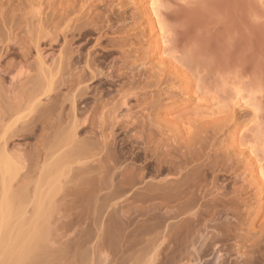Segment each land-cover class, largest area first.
<instances>
[{
    "label": "rangeland",
    "instance_id": "1",
    "mask_svg": "<svg viewBox=\"0 0 264 264\" xmlns=\"http://www.w3.org/2000/svg\"><path fill=\"white\" fill-rule=\"evenodd\" d=\"M154 1L164 32L162 51L158 50V36L149 20V0H0V30L7 31H0L4 46L0 53L5 54V47L10 44L5 43L9 37L4 35L16 41L8 54L2 53L5 58L0 61V66H5L6 61L14 64L0 67L8 69L0 95L7 93L5 97L16 104L13 112H0V133L18 124V117L36 106L39 94H30L28 86L20 84L21 80L24 82L22 76L17 77L19 70H29L33 77L45 68L49 81L60 88L57 96L40 102L66 98L62 105L65 119L69 118L65 114L70 108V95L78 87L86 92L76 96L75 107L78 118L87 119L89 124L77 132V138L90 140L94 155L79 161H86L90 169L64 157L45 166L44 152L38 157L35 152L42 144L39 131L29 139H8V153L18 149L28 155V172L21 174L17 167L0 176V201L6 195L25 198L27 218L33 210L32 204H27L30 200L42 203V198L49 195L46 191L63 184L64 190L54 201L62 205L60 214L53 212L51 226H57L51 227L49 257L69 241L83 236L86 228L96 231L93 224L79 221L83 214H79L80 218L78 215V221L73 220L72 226H62L68 217H77L66 209L74 196L96 192L97 201L105 200L117 215L128 216L132 232L138 228L159 232L152 236L147 231L151 241L144 237L143 243L131 245L133 255L139 252V244H144L141 248L149 250L141 258L146 259L156 249L157 264H169L173 259L176 264L187 260L198 264H244V257L252 255L250 247L264 224V184L255 175L258 166L264 168V0ZM34 42L38 43L44 67H37ZM26 46L31 47L27 59L30 65L18 67V60H22L19 49ZM12 74L17 77L14 84ZM63 78L76 83L70 86L73 84L64 81L66 85ZM5 97L0 96L2 102ZM122 98L127 106L122 105ZM112 115L121 125L114 130L113 138L108 137L107 147H103L102 133H108ZM200 129L203 133H199ZM62 133L63 144H67L66 129ZM108 163L109 172H101ZM90 170L101 174L92 175L93 180L86 176ZM128 176L140 178L133 184L119 182ZM151 184L162 186V190L146 198L144 194ZM20 203L19 206L24 202ZM18 205L14 201L15 207L11 206L8 212L3 209L7 215L0 216L2 246L5 242L13 246L11 239L19 230V219L14 216L21 218L22 214ZM107 206L96 214V224L103 222ZM146 216L153 217L152 223L146 222L150 220ZM58 219L59 224L55 223ZM152 220L159 222L158 226L154 222L155 230L150 228ZM182 227L190 229L188 234ZM175 231L180 237L175 236ZM10 234L12 237H7ZM93 241L94 235L88 243ZM104 247L95 248L96 263L102 258L101 248L109 251ZM109 255L111 264H119L117 255L110 251Z\"/></svg>",
    "mask_w": 264,
    "mask_h": 264
},
{
    "label": "bare ground",
    "instance_id": "2",
    "mask_svg": "<svg viewBox=\"0 0 264 264\" xmlns=\"http://www.w3.org/2000/svg\"><path fill=\"white\" fill-rule=\"evenodd\" d=\"M146 1V0H145ZM149 8L147 7V9H149L150 11V14L149 16H151L152 20L149 19L150 21H152V29H154V33L155 35H157L158 37H156V39L158 38V45H159V49L157 47V49L159 51H162V47L164 45V40H163V37L162 35V27H160V23H159V20L157 18V14L155 12V1L154 0H149ZM148 16V17H149ZM5 25V24H4ZM6 28V27H5ZM8 29V28H7ZM1 31V30H0ZM153 31V30H152ZM3 32V31H1ZM0 32V36L3 35V33H7V31H4L3 33ZM9 34V32H8ZM7 35V34H6ZM47 35V34H46ZM45 35V36H46ZM44 36V37H45ZM4 38L6 37H9V40L8 41H5V43H8L10 42V44H5L6 45V53L7 51L10 50V48L13 49L14 47V44L16 43V41H11V38H10V35L8 36H3ZM1 37L3 39V42H4V38ZM13 38V37H12ZM42 39V38H41ZM1 40V39H0ZM45 40V39H44ZM37 42V40H35ZM47 41V40H46ZM2 41H0V48L3 46V43H1ZM13 42V43H12ZM15 42V43H14ZM34 42L33 45L36 43ZM12 43V45H11ZM38 44V43H37ZM34 45L33 47L35 48L36 50V58H37V61H38V66L37 67H44V58L41 56V53H40V50L38 49V46ZM9 45H11L9 47ZM16 45V44H15ZM19 45V44H18ZM32 45V44H31ZM28 46V45H27ZM23 47V48H18L20 50V58H22V60L24 62H21L20 60H18V67H24L26 66L25 64H28L29 62H27V59H28V56L30 54V49L31 47ZM4 48V46H3ZM30 48V49H29ZM4 50V49H2ZM158 51V52H159ZM17 52V51H16ZM32 52V51H31ZM3 53V52H2ZM0 53V61L2 60L3 58V55L5 56V54L3 53ZM15 52H13V55H14ZM8 54V53H7ZM10 54V53H9ZM12 54V53H11ZM162 54V53H161ZM15 56V55H14ZM10 57V56H9ZM5 58V57H4ZM3 58V59H4ZM13 59V58H12ZM20 61V62H19ZM31 63V62H30ZM33 63V62H32ZM5 66H0V67H14V64H11V61H6V63L4 64ZM30 65V64H28ZM87 66V65H86ZM143 66V64H142ZM22 69V68H21ZM45 69V68H43ZM43 69L41 68L40 70V73L38 72L36 75H34L32 77V74L31 72H29V70H19L20 72H18L19 74H17L18 78L19 76H22V79H23V82L22 83V80L20 81V84L24 87H27L30 89L29 92L30 94H33L34 92L39 94L38 97H36V106L34 105L33 108L31 106V109H29L27 115H24V116H21V117H18L20 119V121H18V124L16 125H12V128H9L8 130H5V132L0 135V140H1V144H0V173L2 172V174H0V176L4 175V174H7L9 172H12V170H14V168H17L18 167V172H20L21 174H26L28 172V169H27V162H28V155L25 153V152H20L18 149L13 150L15 153H13V151L9 152L11 153V155L7 152L6 150V144H7V140L8 139H11V138H19V137H22L23 139H29V138H32L35 134L36 131H39L41 134V142L42 144L37 146L36 147V156L38 157L40 153H42L41 151L44 152V156L43 158L45 159V166H48L49 163H52V164H55L59 159L63 158L67 160L68 158V161H71L72 164H80L81 166V163L83 166L87 167L90 169V167L88 166V163H85V162H79L80 159L83 157V158H86L89 157V156H94L92 155V149H93V143L90 141V140H84V139H78L77 138V132L79 130H81L83 127H86L89 122L87 121V119H82L80 120L77 116V110H76V107H75V103H76V96L78 95H84V93L86 94V92H84V90L80 87H78L76 90H74L73 94L70 95V97L67 99V101H69L70 103V108H69V111L67 114H65L66 116H69L68 119H65L63 117L64 113H63V107L62 105L63 102H65L66 98H62L56 102H53V103H49V101H47V103L45 102L47 100V98H49L50 96L52 95H56L57 93V90L60 88V86L58 87L57 85V89L55 88V86H53L52 82L53 80H50L47 78V74H46V70L43 71ZM50 69V68H49ZM38 70V71H39ZM91 69H88V71H90ZM7 71L8 69H3V68H0V94H1V88L3 87V76L7 74ZM62 71V70H61ZM78 71V70H77ZM49 72V71H48ZM57 72V71H56ZM46 75H45V74ZM50 73V72H49ZM92 74L90 75H93V72L91 70ZM53 75V74H52ZM94 75H96L94 73ZM97 75H100V74H97ZM96 75V76H97ZM70 76V75H69ZM11 80L13 81V84L16 83L14 81L17 80V77L16 75H11L10 76ZM62 77V76H61ZM93 77V76H92ZM16 78V80H15ZM68 78V77H67ZM94 78V77H93ZM62 79V78H61ZM79 79V78H78ZM11 81V82H12ZM57 81H60V80H57ZM63 83L64 81H67L63 78ZM78 81V80H77ZM61 82V81H60ZM59 82V83H60ZM68 82V81H67ZM66 82V83H67ZM71 84L73 85H70V86H74V82L75 81H69ZM68 82V83H69ZM79 82V81H78ZM19 83V82H18ZM55 84V82H53ZM62 83V82H61ZM64 83V84H66ZM76 83V82H75ZM24 84H26L27 86H25ZM64 84H60L61 87L64 85ZM56 85V84H55ZM67 85V84H66ZM10 86V84H9ZM79 86V85H78ZM23 87V88H24ZM82 87V86H81ZM86 88V87H84ZM26 90H28L26 88ZM32 92V93H31ZM84 92V93H83ZM182 92V91H181ZM184 92V91H183ZM34 93V94H35ZM83 93V94H82ZM189 93V92H188ZM196 93V92H195ZM4 94V93H3ZM7 93H5L3 96L0 95L1 97H5ZM54 95V96H55ZM132 95V94H131ZM185 95V94H184ZM183 95V96H184ZM9 96V95H8ZM57 96V95H56ZM187 96V95H185ZM184 96V97H185ZM192 96V95H191ZM196 96V95H194ZM199 97V96H198ZM2 99V98H1ZM0 99V100H1ZM9 99V97H8ZM6 97L5 99L3 98V102L2 100L0 101V112L1 114L2 113H10L16 106V104H14L13 102H11L10 100H8ZM42 99H46L43 103L40 102ZM123 100L121 101L122 102V105H126V100L124 98H122ZM6 100V101H4ZM49 100V99H48ZM43 101V100H42ZM14 104V105H13ZM36 107V108H35ZM16 109V108H15ZM14 109V110H15ZM28 109V108H27ZM13 110V111H14ZM12 111V112H13ZM117 111V110H116ZM117 115V114H116ZM54 116V117H53ZM124 116V115H123ZM126 116V115H125ZM65 121H63V118ZM110 117V116H109ZM108 117V119H109ZM111 121L109 123V126L107 127L109 129L108 133H102V142H104V146L103 147H107L106 145L109 144V141H108V137L109 139L113 138V136L115 135L114 133V130L117 129L118 127V119H117V116H114L112 115L111 116ZM234 117V115H233ZM121 118V117H120ZM18 120V119H17ZM16 120V121H17ZM110 120V119H109ZM120 120V119H119ZM15 121V122H16ZM102 121V120H101ZM104 121V120H103ZM14 122V124H15ZM122 122V121H121ZM103 125V124H102ZM116 125V127H115ZM121 125V124H119ZM15 126V127H13ZM100 126H101V123H100ZM104 127V125H103ZM99 128V127H98ZM120 128V127H119ZM191 127L187 128V130H189ZM66 129L67 133H65L67 136H69L68 138V143L66 144H63V140L65 137L64 132ZM100 131L102 130V126L99 128ZM106 129V128H105ZM107 129V130H108ZM186 130V131H187ZM104 131V130H103ZM193 132V131H192ZM202 132V130L200 129L199 133ZM203 133V132H202ZM241 133V132H240ZM63 134V135H62ZM188 134H191L190 132H188ZM62 135V136H61ZM182 135V133H181ZM180 135V136H181ZM177 136V135H176ZM62 137H63V140H62ZM178 137V136H177ZM107 138V140L105 141V139ZM178 139V138H176ZM240 140V139H239ZM108 141V142H107ZM40 142V143H41ZM62 142V143H61ZM65 142V140H64ZM63 144V145H61ZM60 145V147H59ZM66 145V146H65ZM61 146H62V149H61ZM65 146V147H64ZM55 147H58V149H54ZM53 148V149H52ZM64 148V149H63ZM55 150L56 152H50ZM102 150V149H101ZM103 151V150H102ZM251 151V150H250ZM50 152V153H49ZM54 153V154H53ZM240 153V152H239ZM248 153H249V150H248ZM53 154V155H52ZM250 154V153H249ZM41 155V154H40ZM51 155V157H50ZM49 156V157H48ZM40 158V157H39ZM90 159V157L88 158ZM40 160V159H39ZM51 160V161H49ZM92 161V160H91ZM38 162V161H37ZM70 162V163H71ZM257 162V161H256ZM256 162L254 161V163L256 164ZM110 163V162H109ZM109 163L105 166L102 167V170L101 172L104 173V171L107 173L109 172L110 170V165ZM252 162V165L254 164ZM51 164V165H52ZM257 165V164H256ZM73 166V165H72ZM72 166H69V169L72 168ZM42 167H43V164H42ZM74 167V166H73ZM40 168V167H39ZM44 168V167H43ZM256 168V167H255ZM68 169V167H67ZM80 169V168H77V170ZM258 169V170H257ZM255 175L257 174V176L259 177L261 183L264 184V168L261 166H258L257 168ZM83 170V169H81ZM80 170V171H81ZM71 171V170H70ZM79 171V172H80ZM69 172V171H68ZM77 172V171H76ZM15 173V172H13ZM12 173V174H13ZM101 174L100 172H97V171H92L90 170L86 176H90L92 178V175L94 174ZM11 174V173H10ZM16 174V173H15ZM20 174V175H21ZM18 175V174H17ZM103 175V174H102ZM109 175V174H108ZM95 176V175H94ZM99 176V175H98ZM96 177V176H95ZM112 177V175H111ZM4 178V177H3ZM90 178V179H91ZM104 178V177H103ZM140 178V177H139ZM139 178H137V176H128V177H125L123 178V180L121 179L119 182L122 184H133L137 181H139ZM5 179V178H4ZM90 179L88 180V182L90 181ZM94 180V178H92ZM100 179V178H99ZM258 179V178H257ZM110 180V179H109ZM77 184V182H76ZM110 184V183H109ZM73 185V183H72ZM94 186H97L94 184ZM122 186V185H121ZM77 187V186H76ZM79 187V186H78ZM93 187V186H91ZM90 187V188H91ZM162 186H157V185H149L148 188L146 189V193L144 194L146 196V198L149 196L150 198H152V196H156L158 194L159 191H161L162 189L160 188ZM63 184H58L55 188H52V190H50L49 192L46 191L49 195H45L46 197L45 198H42L44 202H40V201H29L27 204L31 203L32 206H33V210L32 212L30 213V217H25L26 216V210H25V207H24V204H25V198H19L17 199V196L16 197H4L1 201H0V209L3 210L5 209V212H8L9 209L11 210V206L12 207H15L14 206V201H15V204L17 203L18 205V202L20 203V205L22 206H19L18 208L20 209L21 208V211H22V214L20 215V217L22 218H17L14 216V219H19L17 222L19 223L18 226L19 230L17 231L16 235H13L12 237V234L10 235H7L8 236H11L12 239L11 240H14L13 241V244L11 242V244L13 246H8L7 242L4 243V246H2L1 243L0 244V264H109L110 263V255H109V251L111 252V254L113 253V255H117V257L120 259L119 264H157V262L159 260H157V256H156V249H154L152 252V254L147 257L146 259L144 258H141L143 255L145 256V252L147 253V251H145L146 249L149 250L148 248L146 249H142L141 247L144 245H140L141 246L140 248H137L138 249V253H136V255H133L135 253H132L130 250H129V247H131V245L133 246L134 243H138V242H142V239L145 237L147 240H150V237L154 236V234L156 233H159L158 231H156L155 233L152 231V229H156L155 226H158L157 224V221H153V226L150 227L152 229H150L152 232H149V229L146 230V229H143L145 231H141L140 228L137 229V231H133L129 229V219H128V216H126V214L124 215V212L122 216L121 213H119V215L121 214V216L117 215L116 212H114L112 209L113 207H111V205H109V207L106 205V202H104L105 200H102L101 202L100 201H97V196L95 195L94 192H88L85 194L82 192V195L80 193V191L76 190V192L78 191L80 193V195H76L74 193V199H73V202L70 203V205H68L66 207V209H68L70 211V213L73 214H77V217L74 218V219H71L68 217L67 221H65L64 219V222H63V225L61 224L62 222H60V224L62 226H72V224H74L75 221L73 220H77L78 221V215L79 214H83L82 218L79 219L84 221L83 223L85 225H87L88 223H90L92 225V228L95 227V232H93V230L90 228H86L87 230L83 233V236H80L78 239H75L73 240L72 242L69 241L68 244H65L64 246H62V248L55 254H53L51 257L48 256L49 254V247H50V232H51V227L54 225L51 226V222L52 221V217L53 216V212L54 211H57L59 213V210L61 209L60 206L62 205H58L56 204L54 201H55V197L57 194H60L61 190H64L63 189ZM164 188V187H163ZM79 189V188H77ZM122 189V188H121ZM82 191V189H79ZM92 190V189H91ZM95 190V189H94ZM93 190V191H94ZM12 191V190H11ZM10 191V192H11ZM164 192L166 191L163 190ZM161 192L162 194L164 192ZM171 191V190H170ZM170 191L168 190L167 192L170 193ZM176 192V191H175ZM179 192V191H178ZM63 193V191H62ZM61 193V194H62ZM160 193V192H159ZM166 193V192H165ZM113 194L110 192V195ZM109 195V194H108ZM107 195V196H108ZM109 195V196H110ZM143 195V196H144ZM106 196V197H107ZM109 196H108V199H109ZM142 196V194H141ZM27 198V197H26ZM40 198V199H41ZM104 198V197H103ZM36 199V198H35ZM106 199V198H104ZM144 199V197H143ZM18 200V201H17ZM23 200V202H22ZM17 201V202H16ZM107 201V199H106ZM27 202V200H26ZM34 202V204H33ZM37 203V204H36ZM44 203V204H43ZM55 203V205H54ZM62 203V202H60ZM109 202H107L108 204ZM13 204V205H11ZM26 204V205H27ZM117 204V202H116ZM115 204V205H116ZM107 206L106 208L108 209V212L107 214L104 216V219L103 222H99L97 224H99L97 226L96 224V220H97V216L96 214H98V211L103 207ZM113 205V206H115ZM28 206V205H27ZM63 208V207H62ZM105 208V207H104ZM16 210H18L17 208H15ZM23 209V210H22ZM65 209V210H66ZM101 209V211H102ZM116 210V208H115ZM129 210V209H128ZM14 211L15 213V210H12V212ZM89 212H91L89 214ZM128 212V211H127ZM4 210H3V213L1 212V217H3L4 215ZM60 214V213H59ZM7 215V214H5ZM17 215V216H19ZM70 215V214H69ZM68 215V216H69ZM150 215V214H149ZM153 216V214H151ZM158 215V214H157ZM29 216V215H28ZM61 215H59V218H62L60 217ZM156 216V215H154ZM0 217V218H1ZM6 217V216H5ZM8 217H9V214H8ZM64 217V216H63ZM148 217V216H146ZM161 217V215H160ZM159 217V219H161ZM13 218V217H11ZM55 218V217H54ZM65 218V217H64ZM79 218H80V215H79ZM103 218V217H102ZM153 218V217H152ZM152 218H149L148 217V220L149 221H146L147 223H149L151 221ZM21 219V220H20ZM155 219V218H154ZM158 218H156L157 220ZM158 219V221H159ZM8 220V219H7ZM3 221V220H2ZM1 221V222H2ZM15 221V220H14ZM60 219H58L57 221H55V223L59 222ZM62 221V219H61ZM100 221V220H99ZM154 222H156L157 225L154 226ZM161 222H162V219H161ZM8 223V221H7ZM15 223V222H14ZM152 223V222H150ZM9 224V223H8ZM20 224H22V226L20 227ZM23 224L25 225H28V226H24ZM59 224V223H57ZM129 225V226H128ZM184 225V224H183ZM190 225V224H189ZM188 225V226H189ZM10 226V225H9ZM12 226V225H11ZM15 226V225H14ZM15 226V227H16ZM24 226V228H23ZM57 225L53 226L54 229L56 228ZM74 226V225H73ZM149 225H147L148 227ZM181 226V225H180ZM187 226V225H186ZM187 226V227H188ZM260 226V225H259ZM86 227V226H85ZM143 227V226H142ZM145 227V226H144ZM154 227V228H153ZM185 227V228H187ZM17 228V227H16ZM15 228V229H16ZM97 228V229H96ZM132 228V227H131ZM184 227H182V229H184L183 231L186 230L187 234L188 232L190 231V229H185ZM12 229H14V227H12ZM14 229V230H15ZM74 229L76 230V227H74ZM182 229L180 228V234H181V231ZM260 233L258 235V239L257 241H255L254 243H252L251 245V251H252V255L251 256H248V257H244V264H264V224H262L260 227ZM8 230V229H7ZM92 230V231H91ZM135 230V229H134ZM2 231V230H1ZM0 231V232H1ZM6 231V230H5ZM9 233L10 230H8ZM6 231V232H8ZM15 231V232H16ZM147 231L149 233H153L152 236H148L147 234ZM5 232V236H6V233ZM178 231H175V236L178 234V236L180 237L179 235V232L177 233ZM4 233V231L2 232ZM8 233V234H9ZM74 233V232H73ZM2 235V234H1ZM94 235V241L91 242L90 244L88 243L90 241V239L92 238V236ZM151 235V234H150ZM185 234H183L184 236ZM4 236V235H3ZM4 236V237H5ZM148 236V238L146 237ZM156 236V235H155ZM3 237V238H4ZM182 237V236H181ZM186 237V236H185ZM72 238V237H71ZM155 238V237H154ZM184 238V237H183ZM2 239V238H1ZM10 239V238H9ZM153 239V238H152ZM10 240V241H11ZM93 240V239H92ZM5 241V240H3ZM153 241V240H152ZM1 242V241H0ZM16 246H15V244ZM66 243V242H65ZM98 243L99 247L95 246L94 244ZM144 243H145V240H144ZM152 243V242H151ZM7 244V245H5ZM17 244H19V246H17ZM146 244V243H145ZM148 244V242H147ZM146 244V245H147ZM10 245V244H9ZM137 245V244H136ZM146 245L144 247H146ZM149 245V244H148ZM95 246V247H94ZM107 247L108 248V252L107 251H102V248H101V260H99L98 263L95 262V248L97 250L100 249V247ZM138 246V245H137ZM136 246V247H137ZM207 246V245H206ZM104 247V248H105ZM143 247V248H144ZM52 248V247H51ZM59 249V248H58ZM105 250V249H104ZM182 250V249H181ZM7 251V252H6ZM130 251V252H129ZM144 251V252H143ZM56 252V251H55ZM51 253H53L51 251ZM115 253V254H114ZM143 253V255H142ZM247 255V254H246ZM49 257V258H48ZM172 258V257H171ZM98 259V258H97ZM118 259V260H119ZM173 259V258H172ZM129 260H131V262L129 263ZM157 260V261H156ZM169 260V259H168ZM171 260V259H170ZM174 260V259H173ZM173 260H171L169 262V264H173L175 263ZM176 260V259H175ZM191 260V259H189ZM116 261H117V258H116ZM167 261V260H166ZM188 261V260H187ZM186 263L187 264H198V263H195V262H190L188 261ZM116 263V262H115ZM162 263V262H161ZM185 263V264H186ZM111 264V263H110ZM117 264V263H116ZM160 264V262H159ZM163 264H165V262L163 261ZM176 264V263H175ZM213 264H217V262H214Z\"/></svg>",
    "mask_w": 264,
    "mask_h": 264
}]
</instances>
